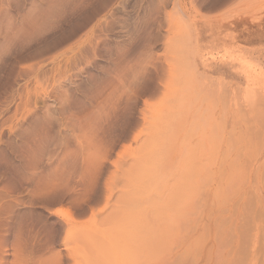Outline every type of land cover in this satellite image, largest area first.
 <instances>
[{
  "label": "rangeland",
  "instance_id": "1",
  "mask_svg": "<svg viewBox=\"0 0 264 264\" xmlns=\"http://www.w3.org/2000/svg\"><path fill=\"white\" fill-rule=\"evenodd\" d=\"M0 264H264V0H0Z\"/></svg>",
  "mask_w": 264,
  "mask_h": 264
},
{
  "label": "bare ground",
  "instance_id": "2",
  "mask_svg": "<svg viewBox=\"0 0 264 264\" xmlns=\"http://www.w3.org/2000/svg\"><path fill=\"white\" fill-rule=\"evenodd\" d=\"M239 14V11L237 10L233 15H238Z\"/></svg>",
  "mask_w": 264,
  "mask_h": 264
}]
</instances>
